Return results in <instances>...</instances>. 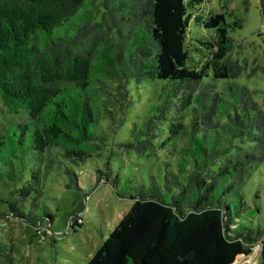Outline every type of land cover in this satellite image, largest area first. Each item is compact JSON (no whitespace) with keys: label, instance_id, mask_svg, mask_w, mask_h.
Segmentation results:
<instances>
[{"label":"trees","instance_id":"1","mask_svg":"<svg viewBox=\"0 0 264 264\" xmlns=\"http://www.w3.org/2000/svg\"><path fill=\"white\" fill-rule=\"evenodd\" d=\"M202 2L0 0V98L16 117L0 125V220L51 221L45 173L103 148L109 157L142 87L154 90L151 103L116 144L153 156L159 171L130 180L131 206L84 264H253L255 246L264 264L258 191L246 193L263 162L264 121L246 87L229 84L227 95L216 87L230 75L228 27L240 21L204 12ZM190 46L211 53L198 68L188 65ZM107 79L118 88L101 95L111 132L96 109L97 81ZM105 168L112 175L108 160ZM64 172L79 189L74 169ZM108 172L98 167L97 183L115 185L118 173Z\"/></svg>","mask_w":264,"mask_h":264},{"label":"rangeland","instance_id":"2","mask_svg":"<svg viewBox=\"0 0 264 264\" xmlns=\"http://www.w3.org/2000/svg\"><path fill=\"white\" fill-rule=\"evenodd\" d=\"M200 9L204 12H223L228 22L239 19V26L228 27L231 48L225 63L230 75L216 78L214 83L224 95L229 93L227 88L229 84L235 83L238 87H246L250 98L256 101L260 113L259 120L264 121V28L259 0H203ZM196 30L201 31L199 28ZM190 52L188 65L194 68H198L211 56V53L205 50L202 54L197 53L191 46ZM206 70V73L211 75V70L209 68ZM97 86L96 109L101 120L106 115L101 105V95L103 97L110 93L118 95V88L115 81L108 79L97 81ZM153 96L154 90L148 91L142 87L135 90L134 105L127 109V120L109 142V144L115 142L111 145L109 157H107L109 151L103 148L102 154L87 158L78 165L67 160L62 162L63 159L60 163L54 161L52 168L43 177L41 196V203L52 214L51 221L48 217L42 216L38 228L28 227L12 218L0 220V244L4 245L2 250L4 264H84L95 252L131 206L130 195L133 193L131 182L146 178L151 170L155 174L159 171L160 161L153 156L140 155L131 150L126 152L116 144L129 138L131 123L141 122ZM181 96L182 92L178 97ZM13 114L3 105L0 98V125H6L16 118ZM105 120L107 119L100 122L101 128L111 132L112 125L109 120L106 124ZM107 160L112 175L105 168ZM262 161L260 168L252 176L253 183L246 184V193L248 194V187L251 193L258 191L256 203L262 210L256 220L264 226V157ZM65 167L74 169L79 189L67 186L69 181L64 172ZM98 167L105 169L109 177H113V172L118 173L115 185L108 181L97 183ZM251 201L247 199V203ZM73 219L79 223H73ZM254 249L256 259L253 264H259V246H255ZM5 254L10 256V260Z\"/></svg>","mask_w":264,"mask_h":264}]
</instances>
